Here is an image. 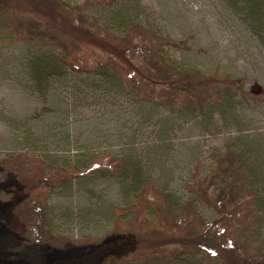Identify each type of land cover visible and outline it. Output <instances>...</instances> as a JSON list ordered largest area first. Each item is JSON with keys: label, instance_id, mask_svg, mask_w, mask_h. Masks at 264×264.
Returning a JSON list of instances; mask_svg holds the SVG:
<instances>
[{"label": "rangeland", "instance_id": "1", "mask_svg": "<svg viewBox=\"0 0 264 264\" xmlns=\"http://www.w3.org/2000/svg\"><path fill=\"white\" fill-rule=\"evenodd\" d=\"M257 4L0 0V264H143L161 250L171 260L185 250L152 221L176 210L190 216L183 234L198 248L172 264H264ZM117 10L139 25L104 30ZM27 47L68 60V80L44 97ZM99 66L124 77L125 92L88 86L97 80L85 70ZM152 98L158 107L137 102ZM128 160L142 170L131 194Z\"/></svg>", "mask_w": 264, "mask_h": 264}, {"label": "trees", "instance_id": "2", "mask_svg": "<svg viewBox=\"0 0 264 264\" xmlns=\"http://www.w3.org/2000/svg\"><path fill=\"white\" fill-rule=\"evenodd\" d=\"M251 2V4H257L259 3L261 0H249ZM256 6V10H258V4L255 5ZM114 8V7H112ZM258 15V13H256ZM138 26L139 24H137V22L133 19L130 18H124L123 17V13L120 12L119 10H117L115 12L114 15H111V17L106 19V22L104 23V30H108L110 28H115L118 30H120V32H125L124 30H126V28H128V26ZM25 58L27 59V63H28V58H29V66H27L26 64V69L28 71V76L31 80V82L33 83L34 88L36 89V92H38L39 94H41L42 97L46 96L48 94V92H50L54 86V84L56 82L62 83L68 80L69 77V69H68V60H59L57 57L51 55V54H46V56H44L40 50L35 49L34 47H27L26 52H25ZM134 56V50L132 47H128V53L127 51L125 52V56L124 58H122L121 60L123 61H127V60H131V57ZM119 61V60H118ZM104 66H99L97 67V69H93L92 70H85L87 72L92 73V79L94 78V80L97 81H93L92 84L90 83H85V84H89L88 86H93L94 88L97 89H101L103 88V90H108V91H113V90H119L121 92H125L126 90V85L124 84V77H122L123 79V84H121L118 80L117 75L113 74L111 71H113L114 69L112 67H108L107 69H103ZM73 69V71L75 72V70H78L76 68H70ZM134 71H136L135 69H133ZM126 71V68L123 67V69L120 71ZM138 71L141 74L142 80L145 82V75H143V72L141 69H138ZM137 72V71H136ZM70 73V72H69ZM71 73H73L71 71ZM119 73V70H118ZM91 79V80H92ZM153 79V80H152ZM150 81H152V83L160 86V87H165L167 90H169V86L170 83H166L163 81H159V80H155V78H151L149 79ZM149 81V83H150ZM158 81V82H155ZM119 82V83H118ZM152 84L150 83V86ZM156 90V89H155ZM131 92V91H129ZM183 96H185V94H176L174 93V98H180L182 99ZM157 98V97H156ZM156 98H152L151 100H139L137 101L138 103H142L144 104L145 107L147 106H151V105H155L156 107L157 104L156 103H160L162 102V100L156 99ZM159 100V101H157ZM229 100L227 99L224 104L227 105V102ZM176 102V101H174ZM224 108V105H222L219 109ZM242 156H245L243 154V152L241 153ZM122 162V161H121ZM124 162V161H123ZM123 165V163L118 164L115 166V170L117 169H121V166ZM140 165L134 164L132 163V160H128L126 163V167L124 168V173L127 174V178H132V186L128 189V193L131 194L134 191H137V185L138 183L142 180V177L140 176V172H142L141 167H139ZM126 191V190H125ZM164 195H166L167 193H163ZM175 196L173 195L171 198L168 199L169 204L171 205V207H176V200L174 199ZM179 212H181L180 210H176L174 215L171 216L169 219L168 217L165 219L162 218H156L154 221H152L154 224H157V230L159 229H163L166 230V233L168 234L170 231L173 232V237H171L172 239L174 238L177 239L179 241V244L181 246L182 251L179 254H177L180 249H177L175 251H173L174 254L170 259L171 260H165L162 256H163V252L164 254H166L167 256L170 254V252H168L169 250H164L162 252V250L160 252L157 253L158 257H154V253H148L147 256L149 257H153L152 259H147V260H140L137 259L138 262H142L143 264H145V262H147L146 264H172L173 261L177 262L178 260H182V256H191L195 249L198 248L197 245H195V243L191 240L193 238L192 235H184L183 234V230H184V224H188V222L190 221V216L189 215H183V214H179ZM212 225L209 224L208 226H206V224L203 225V227L200 229L198 237H203L204 235H206V230H208ZM160 231V230H159ZM154 237L159 235V232H154L153 233ZM209 253H212V250H207ZM198 252V251H196ZM153 255V256H152ZM143 253L141 254V256L139 258H142ZM146 256V257H147ZM176 258V260H175ZM167 262V263H166Z\"/></svg>", "mask_w": 264, "mask_h": 264}]
</instances>
